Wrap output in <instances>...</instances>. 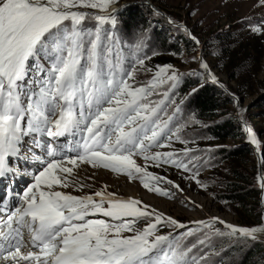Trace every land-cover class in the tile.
Masks as SVG:
<instances>
[{
  "label": "snow or ice",
  "instance_id": "1",
  "mask_svg": "<svg viewBox=\"0 0 264 264\" xmlns=\"http://www.w3.org/2000/svg\"><path fill=\"white\" fill-rule=\"evenodd\" d=\"M108 3L110 0H0V177L9 171L8 158L20 151L22 138L29 133L40 132L49 138L81 134L76 156L47 162L20 195L21 205H12L13 210L0 221V264L207 262L206 254L197 256L196 252L207 246L209 236L189 244L169 241L156 235L163 219L160 216L143 231L124 236V232L134 231L136 218L152 215L147 206L139 207L140 201L117 200L103 191L77 197L56 190L69 186L68 177L80 163L125 174L130 180L138 177L144 188L161 195L168 193L153 184L161 178L141 168L135 156L157 166L171 162L188 170L187 165L173 159V153L148 154L154 146H166L160 137L172 117L161 120L160 112L168 93L158 102L149 97L164 82L169 69L161 67L147 86H133L134 72L122 71L111 46L102 42L100 29L93 38L81 27L85 14L71 10L102 9ZM96 18L101 24L108 20L115 24L113 17ZM167 79L175 87L178 77L173 74ZM249 139L257 143L251 132ZM46 154L55 158L59 153L49 147ZM97 214L118 223L88 219ZM167 223L183 227L175 220ZM224 227L230 230L229 235L250 238L258 231L228 224ZM26 233L38 253L22 251Z\"/></svg>",
  "mask_w": 264,
  "mask_h": 264
},
{
  "label": "rangeland",
  "instance_id": "2",
  "mask_svg": "<svg viewBox=\"0 0 264 264\" xmlns=\"http://www.w3.org/2000/svg\"><path fill=\"white\" fill-rule=\"evenodd\" d=\"M257 1L110 0L102 9H71L84 13L85 22L99 21L96 18L98 16L113 17L120 28L124 26V14L128 11L143 14L146 21L143 26L144 34L153 36L155 29L160 35L156 45L165 43L157 56L173 53L176 45L182 51L180 55L166 54L158 65L169 71L163 78L164 82L153 90L149 100L151 101L152 96L153 101L157 100L170 88L173 81L167 77L173 74L181 83L188 81L213 85L224 94V98L231 100L218 116L220 119H232L235 138L219 142L207 137L201 131L203 123L193 120L192 110L188 106L190 93H187L175 102L187 112L182 125L173 134L164 132L160 142L163 140L162 143L166 146H154L149 149L148 154L173 153V159L182 163L175 152V146L181 144V134L183 138L195 140L191 145L192 152L197 154L198 160L204 158L208 164L203 172L186 173L183 168L176 167L171 162L157 166L137 155L134 159L141 168L161 178L158 182H153L154 186L168 195L147 190L138 177L130 180L125 174L114 173L102 167L94 168L85 163L74 168L72 175L68 177V187H58L56 190L81 196H93L96 192L103 191L113 194L119 200L140 201L139 207L147 206L146 210L152 215L136 218L132 226L134 231L124 232V236L143 231L149 223L155 222L156 216H160L163 219L157 225L156 234L172 237L179 234L180 240L186 238L188 243L196 242L198 238L210 237L207 246H200L198 251L200 255L206 254V264H240L244 252L255 243L264 244L263 238L242 237L238 233L229 235L230 230L224 227V224H228L260 230L263 226L264 1ZM96 2L101 3L102 0ZM98 28L100 29L99 26ZM130 33L135 35L133 31ZM187 34L195 41H190L192 46L181 44L180 38H187ZM201 64H206L207 69L202 68ZM138 66L134 68V79L130 81L136 87L145 86L149 79L154 80L160 69L151 62ZM224 72H233V75L238 73V81H230ZM238 126L242 127V131L237 130ZM249 132L256 138V144L250 141ZM185 142L183 139L182 144ZM235 151L238 152L236 156L233 155ZM228 189H236L235 193L239 198H245L239 207V202L231 204L223 201L222 194ZM104 207H107L106 203ZM257 216L260 218L259 223L256 222ZM95 219H104L110 224L118 223L101 215ZM169 219L177 221L183 227L168 224ZM200 222L211 227H203ZM175 229L178 231L175 232ZM190 231L194 234L188 235ZM217 231L225 234L216 235ZM258 255V264H264L263 252L260 251Z\"/></svg>",
  "mask_w": 264,
  "mask_h": 264
},
{
  "label": "trees",
  "instance_id": "3",
  "mask_svg": "<svg viewBox=\"0 0 264 264\" xmlns=\"http://www.w3.org/2000/svg\"><path fill=\"white\" fill-rule=\"evenodd\" d=\"M139 14V11H128L127 14H124L123 28H120L116 22L115 24H113L110 21H106L100 28L102 42L105 45H110L112 48V52L122 53V55L127 60H129V62L135 64V67L138 65L141 66L139 61L143 60V64L151 62V64L156 65L158 68H160L158 65L164 60L166 54H181V48L176 45V47L173 48L175 50L173 53H162L160 56H157L160 53V49L164 47L165 43L163 42L162 45H156L157 40H159L160 38V35L159 32L155 29H153V36L144 34L143 26L146 24V21L144 20V15ZM98 22L99 21H84L82 22L81 27L89 30L92 37L94 38L96 30L99 26ZM67 24L70 26L71 22L69 21ZM131 31H133L135 35L131 34ZM106 37H110V39H106ZM180 39L183 46L193 45L190 40H188L184 36ZM152 58L153 60H151ZM134 68L132 69V71H134ZM224 73L228 76L230 81L235 82L238 81L240 76L238 73L237 75H233V72ZM151 81H153V79L147 80L145 86ZM172 85L167 89V91H165L168 93V98L165 100V105L163 106L160 115L162 120H167L169 116L172 117V120L168 124V127L170 129L176 132L182 125V121L187 115L186 109H184L182 105L175 104L176 100L180 96L190 93L188 106L192 110L193 120L203 123L201 131L205 133L207 137L219 142L235 138L233 132L234 122L232 121V119H220L218 116L222 108L231 103V100L229 98H224V94L220 92L217 87L213 85L199 84V82L190 83L188 81H184L183 83H181L179 82V79L175 82V87H173ZM161 99H164L163 93L155 101H153L152 96L151 101L158 102ZM163 111H165L164 116H162ZM237 130L242 131V127L238 126ZM243 136V133H241V137ZM179 137L181 140V144L175 146V152L178 153V156L184 161L185 165L190 168L192 174L203 172L207 161L204 158H202V160H198L199 158L197 157V154L192 152L191 145L195 140L192 138H183V135L181 134ZM183 139L186 140L184 144H182ZM237 154L238 152H233V155L236 156ZM231 155L232 153H230V156ZM151 169L154 168L151 167ZM235 192L236 189H228L222 194L223 201L230 202L231 204L239 202V207L240 202L244 201L245 198L240 199ZM258 194L259 192L257 191V195ZM241 207H243V205H241ZM256 222H260L259 216L256 217ZM193 238L194 237H189V239ZM180 242L183 244H189L186 238L181 239ZM260 251H262L264 254V244L255 243L246 252H244L240 264H258L260 258L258 254ZM196 255L200 256L198 252H196Z\"/></svg>",
  "mask_w": 264,
  "mask_h": 264
},
{
  "label": "bare ground",
  "instance_id": "4",
  "mask_svg": "<svg viewBox=\"0 0 264 264\" xmlns=\"http://www.w3.org/2000/svg\"><path fill=\"white\" fill-rule=\"evenodd\" d=\"M259 1V0H258ZM257 1V2H258ZM263 1L264 0H262L261 1V3H263ZM107 177V176H106ZM110 183V182H109ZM108 183V184H109ZM118 183V182H117ZM110 188H112V186L111 185H108ZM116 187V186H115ZM262 190H263V201H264V184H262ZM132 197H133V195H132ZM262 229H264V217H263V226H262V228L260 229V230H258L255 234H254V237L255 238H263L264 239V231H261Z\"/></svg>",
  "mask_w": 264,
  "mask_h": 264
},
{
  "label": "water",
  "instance_id": "5",
  "mask_svg": "<svg viewBox=\"0 0 264 264\" xmlns=\"http://www.w3.org/2000/svg\"><path fill=\"white\" fill-rule=\"evenodd\" d=\"M187 38H188V40L195 43V41L193 40V38L189 34H187ZM260 186H261V183H260ZM261 190H262V188H261ZM261 195H262V193H261ZM261 199H262V197H261Z\"/></svg>",
  "mask_w": 264,
  "mask_h": 264
}]
</instances>
